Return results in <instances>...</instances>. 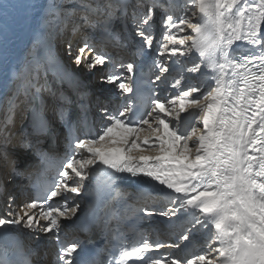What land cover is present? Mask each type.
I'll use <instances>...</instances> for the list:
<instances>
[{
	"label": "snow or ice",
	"instance_id": "1",
	"mask_svg": "<svg viewBox=\"0 0 264 264\" xmlns=\"http://www.w3.org/2000/svg\"><path fill=\"white\" fill-rule=\"evenodd\" d=\"M74 2L76 8L63 10L73 15L82 10L81 19L86 22L96 16L102 26V43L113 48L120 46L115 43L118 34L112 31L116 12L130 6L139 9L132 15L134 34L141 38L137 52L143 58L152 49L159 0H136L134 5L131 0H106L99 6L89 0ZM185 6L195 9L192 16L199 13L198 22L186 14L175 17L169 9L164 10L150 75L140 84L133 80L137 67L133 62L100 51L87 36L75 49L68 43L70 61L89 72L102 69L100 80L114 85L125 95L126 103L103 107L99 127L83 117L68 121L63 107L57 111L69 129L64 152L53 163L52 156L36 148L41 158L39 175L44 179L31 185L35 193L22 205L13 207L15 198L7 196L6 215H0V235L20 227L51 233L59 244L56 264H75L74 254L81 242L60 239L62 219L77 215L81 209L77 198L82 192H91L97 177L116 192L115 199L126 200L117 181L129 174L144 182L139 197L148 199L155 191L165 202L160 206L153 200L139 211L148 217L157 213L176 217L179 231L173 233L175 243L165 244L150 241L131 225L128 231L138 238L129 243L117 220L113 232L117 243L108 264H264V0H185ZM78 30L73 26L74 34ZM186 30L191 35H181ZM237 41L251 47L239 52L238 46L234 47ZM181 57H188L192 66L186 67ZM153 69L158 70L154 80ZM185 72H199L200 84L182 83ZM157 81L164 85L166 95L156 94L160 85L142 90ZM204 87L209 90L202 93ZM29 92L30 88L25 89L26 99ZM134 98L142 102L136 103ZM17 99L18 90L9 97L2 125L5 135L0 161L11 166L7 179L23 174L3 147L11 143L7 129L14 123ZM20 146L33 145L21 141ZM149 151L155 154H143ZM53 168L55 172L49 176ZM4 190L6 193V187ZM197 234L204 239L203 251L188 252L185 245L184 257L159 254L165 247L180 248Z\"/></svg>",
	"mask_w": 264,
	"mask_h": 264
},
{
	"label": "bare ground",
	"instance_id": "2",
	"mask_svg": "<svg viewBox=\"0 0 264 264\" xmlns=\"http://www.w3.org/2000/svg\"><path fill=\"white\" fill-rule=\"evenodd\" d=\"M164 1L166 2V4H165V2L160 3L161 6H158L156 8V12L157 11L163 12L165 9H169L175 17H179V16H181V12L183 11L182 15L186 14L192 18V21L194 23L198 22L199 13L197 12L196 16H192V12L195 11V9H190V8L184 7V10H182V8H183L182 3L185 0H164ZM89 2H91V0H89ZM97 2L98 3H104V2H106V0H97ZM135 2H136V0H131V4L134 5ZM179 2H181V3L178 4ZM53 3H55L57 5H61V7L60 8L50 7V5H52ZM6 5L8 7V23H10V25H9L8 29L5 28L4 31H2V36H0V51H1V54H0V101L2 102V103L0 102L2 104L1 105L2 108L0 109V145H2L3 138L5 135V132H4L2 125H3L4 118L6 116V109H8L9 97H13L14 93H17V89L21 93H23L25 91V89H23L22 87H17V89L11 88V85L15 81V76L11 75L7 71V64L9 63V60H11V58L4 56V54L5 53H12L15 58H20L21 60L24 58L28 61V63L31 64V63H33L31 61V57H25L23 55V53L25 50H29L32 47L33 42L31 43V40H32L31 38L36 32H40L41 34L45 33L47 37H48V35H51L54 31H56L57 33L63 32V37L67 38L68 43L71 42L72 45L74 46L76 44L75 41L78 39L77 36L83 35V33H84L82 31L78 35V32H79L81 26L84 28V24L86 23L85 20L81 19V16L83 15L82 10H77L75 15H73L70 11L66 12L63 10L64 8H67V9L76 8L77 5L74 2V0H7ZM169 5H171V7H169ZM131 8H133V7H131ZM136 11L138 12L140 10L137 9ZM179 13H180V15H179ZM94 17H96V16H94ZM154 18H155V16H154ZM89 21L91 22L92 18H90ZM159 22H160V20H158L157 16H156V18L154 19V29H156V27H157V31H155V32H157L156 36L157 35L159 36V33H160V31H158V26L160 27ZM117 24H118V20L114 19L113 28H115L117 26ZM73 26H77L79 29L77 32H75V34L72 31ZM88 28H89V26H88ZM96 29H99V28H96ZM133 34H134V28L132 29L131 35H133ZM181 35H191V31L186 30V32L181 34ZM133 36H136V35H133ZM87 37L89 38L90 42H92L93 41L92 39H94V38L89 37V35H87ZM138 39H139V43H140L141 38L138 37ZM157 39L158 38H156V41H157ZM115 43H117V39L115 40ZM235 46H238L237 50L239 52H242V53L246 52V49L251 47L249 45H246L245 42H243V41H237L236 45H234V47ZM154 48H156L155 44H154ZM63 51H65V50L63 49ZM100 51L107 52V50H104V49H101ZM117 54H118V56H122V57H126L128 55V53H126L125 51H121V50L117 51ZM148 54H150V56L147 60V66L149 67L152 64L153 55H155V52L153 51V49L148 50L145 53L143 58L139 54L137 56L135 54L134 59L139 58V59H141V62L143 63L146 60V57ZM32 57H33V55H32ZM180 59L184 62L185 66H186L187 60L189 58L188 57H181ZM125 60L126 59H124V61ZM128 62H129V59H128ZM34 63H35V61H34ZM186 67H191V65H188ZM136 68L139 69V67H136ZM102 71L103 70L99 69V68H98V71H96V77L95 78H97V80H100L99 77H100ZM153 71L156 72L158 70L154 69ZM172 75H176V72H173ZM184 75H191L192 76L191 73H187V72H185ZM152 78L154 80L155 75ZM57 80H58V82H60L59 77H57ZM186 81L190 82L191 78L190 79L187 78L185 81H182V82L187 83ZM98 82L97 83L94 82V84H93L94 86H92V87L87 85L88 90L92 93L91 97L93 98V96H95V95L98 96V94H99L100 98L107 99L109 101V103H99V102L94 103L92 100H90L89 102H87V108L88 109L91 108L92 104H96V107H97L96 112L99 113L100 110L105 106H107L111 109V108L116 107L117 105L126 103L125 95H122V98L124 101L122 99H121V101L116 100L117 93H119L120 91L114 85H112L110 87L111 92H106L107 91L106 88L110 85L107 83L105 85L102 84L104 87H106V85H108L105 89H102L101 87H99ZM155 83H157L158 85L160 84L159 88H162L161 90L164 89V85L161 84L159 81H157ZM37 85H40V84L37 83L36 87H37ZM191 85H197V84L195 83V84H191ZM39 87H41V85ZM117 90L119 92H117ZM208 90L209 89L207 87H204V88H202V93H205ZM41 91L40 90L37 91V89H35L36 99L38 100L37 97L38 96L40 97L38 101L36 100V102L39 103L40 113H42V115H44V117H45L43 119L50 121L48 113L52 109L51 108L52 103H51V99L48 98V94H50V93L52 94V99H59V100L62 97L65 98V96H60L56 92V89L51 90V87L49 89H48V87L42 88ZM172 91H175V90H172ZM32 92L33 91L29 92L30 93L28 95L29 97L31 96ZM195 95H201V93H196ZM31 101H32V99L29 101H25L24 97L21 98V95H18V99L16 100V102L19 105V107H17L15 109V112H14V117H13L14 123L10 124L8 129H7V131L11 133V143L3 146L4 149L7 151L9 158L16 162L15 165L19 166V168L21 167L24 169L26 166L31 167L33 164L32 160L29 158V157H31V155H26L25 151H22L20 146H19V142H21V141L28 142L29 139H32V136L26 135V133H30L32 130L27 128V121L24 120L26 113L28 112L29 108L32 105ZM79 102H82V97L79 98ZM79 102H78V104H80ZM89 104H91V106ZM8 114H11V113H8ZM184 115H187V113H185ZM50 118H51V115H50ZM20 120H21V122H20ZM98 120L94 119V122L97 123V125L99 124ZM23 123H24V125H21ZM197 127L202 128V125H197ZM46 129H47V131L44 132L43 136H45V134L50 136V140L53 142L51 150L55 153V155L57 157H59L64 152L65 141L60 137V135L56 132V130H54V128L52 126H50L49 123L46 124ZM142 135H144V134H142ZM43 136H40V137H43ZM137 154L138 153H136V152L133 153V155H137ZM143 154L154 155L155 153L149 151V152H145ZM26 156H28V157H26ZM10 169H11L10 165L4 164L3 161H0V174H3V176H4L3 178L0 177V183L4 184L6 178L9 176ZM16 179H17V177L13 178V180H12L13 182L9 181V184H7V187H6V188H12L15 191V193L20 196L18 199H16L17 201H15V204L13 205V207H15L16 205H22L24 202H28L29 198H30L29 190L27 189L28 192L25 193L23 191V189H21V184L25 180V173H23L20 176L19 180L16 181ZM4 192H5V190H4ZM4 192H3V197H4ZM82 195H83V192L81 193L80 196H82ZM26 196H28V197H26ZM77 199H78V202L81 203V199H79V197ZM162 218L166 219V217H162ZM61 223H62V231L59 235L62 234V236H63V234L64 235L71 234L70 237L76 236V234H75L76 229L72 226V219H70V220L62 219ZM24 230L26 232H24ZM15 231L18 232V234H22V232L27 234V232L29 230H26V229H23L22 227H20V228H16ZM30 235L28 234V237H31ZM50 235H53V234H51V233L45 234L42 232H39V233L33 232L32 233V241L27 240V242L28 243H34L35 245L38 244V242H40V241L47 242V240L50 238L49 237ZM199 237H201V235L197 234V235L191 237V239L192 238H199ZM201 239L202 238H200V240ZM201 241H204V239H202ZM55 243H56L55 240H53L52 244H50L48 246H46L45 244L42 243L41 248H43V250H45V251H52L54 254L55 251L57 250V248L55 247ZM198 247H201V243H200V246H198ZM203 250L204 249L202 246L200 248V251H203ZM191 252H194V250H192ZM47 260H48V256H46V258L44 259L43 262L39 261V263H37L38 260H37V258H35L33 263L45 264L47 262Z\"/></svg>",
	"mask_w": 264,
	"mask_h": 264
},
{
	"label": "rangeland",
	"instance_id": "3",
	"mask_svg": "<svg viewBox=\"0 0 264 264\" xmlns=\"http://www.w3.org/2000/svg\"><path fill=\"white\" fill-rule=\"evenodd\" d=\"M166 4V3H165ZM182 10H184V7L186 8V6H185V1H183V3H182ZM159 13H158V15H157V19L158 20H160V22H159V25H160V27L158 26V31H160V33H159V36L157 35L156 36V33L157 32H155V40H154V43H153V47H152V49H153V51L155 52V48H154V44L156 45V38H158L157 39V41L160 39V34H161V31H162V25H161V18H162V16H163V14H162V11H158ZM182 13H183V11L181 12V15H182ZM179 15H180V13H179ZM155 19V18H154ZM160 29V30H159ZM155 31H157V27H156V29H155ZM151 49V50H152ZM152 55V54H151ZM154 56V55H153ZM29 57V56H28ZM155 75V72H153L152 74H151V76H154ZM93 81H95V83H97V78H94V80ZM158 84H156L155 85V87L157 86ZM160 85V84H159ZM108 86V85H107ZM100 87V86H99ZM162 88H156V94L157 95H160V96H164V95H166L165 94V92H164V89L163 90H161ZM159 90V91H158ZM117 92H119L118 90H117ZM159 92V93H158ZM118 94H120V98L123 100V98H122V94L119 92ZM124 101V100H123ZM150 110V109H149ZM185 114V113H184ZM184 114H182V115H184Z\"/></svg>",
	"mask_w": 264,
	"mask_h": 264
}]
</instances>
